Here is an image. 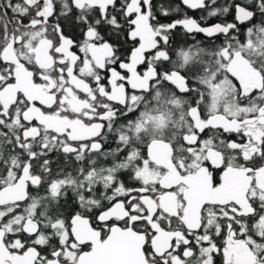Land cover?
<instances>
[{
	"label": "snow or ice",
	"instance_id": "1",
	"mask_svg": "<svg viewBox=\"0 0 264 264\" xmlns=\"http://www.w3.org/2000/svg\"><path fill=\"white\" fill-rule=\"evenodd\" d=\"M0 264H264V0H0Z\"/></svg>",
	"mask_w": 264,
	"mask_h": 264
}]
</instances>
